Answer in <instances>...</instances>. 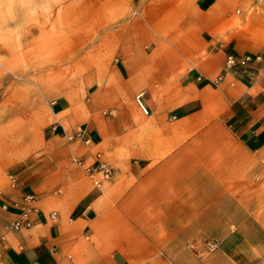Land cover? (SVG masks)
I'll list each match as a JSON object with an SVG mask.
<instances>
[{"label":"crops","instance_id":"0c3cea01","mask_svg":"<svg viewBox=\"0 0 264 264\" xmlns=\"http://www.w3.org/2000/svg\"><path fill=\"white\" fill-rule=\"evenodd\" d=\"M119 2L71 74L34 39L37 88L0 73V264H264V59L226 65L264 0Z\"/></svg>","mask_w":264,"mask_h":264},{"label":"rangeland","instance_id":"374dc122","mask_svg":"<svg viewBox=\"0 0 264 264\" xmlns=\"http://www.w3.org/2000/svg\"><path fill=\"white\" fill-rule=\"evenodd\" d=\"M119 3V0H0V43L7 41L9 44L0 51V60L3 61L0 62V73H9L10 78L36 89L39 83V58L30 56L28 49L31 45L25 44L34 39L42 44L48 58L54 52L55 57L60 59L59 66L65 73L71 74L72 56L94 55L95 48L88 47V35L94 31V24L100 26L99 30L96 28V40L103 41L104 8H108L112 21L119 22V11L114 10L120 7ZM68 8L77 10L70 18V15H64ZM41 19H44L47 30L43 40L39 39L40 32L36 29ZM36 47L37 44L31 47L34 56ZM101 50L102 47H97L95 55H102ZM58 55L68 56L61 58ZM50 66L54 64L49 63ZM23 76L26 77L25 81ZM223 134L227 136L230 133L225 131Z\"/></svg>","mask_w":264,"mask_h":264},{"label":"built area","instance_id":"2783aa9c","mask_svg":"<svg viewBox=\"0 0 264 264\" xmlns=\"http://www.w3.org/2000/svg\"><path fill=\"white\" fill-rule=\"evenodd\" d=\"M262 56L261 55H245L242 57H237L233 54H228L226 57V65L229 69H234V70H238V69H242L244 67H246L250 62L252 61H262ZM222 77L220 76L219 79H221ZM141 109L143 111V113H147V109H145L142 105ZM77 163L81 164L80 160L76 161ZM101 167V169L103 170L102 175L104 178H109L111 172L109 168H106L104 165H99ZM90 168V167H89ZM9 179L11 181V184L15 183L16 179L15 176L13 174H10ZM95 184H99V182L97 180H95ZM26 201L28 202H32L36 199V195L32 194V193H26L23 197ZM31 205L29 204V206L27 207L26 211L23 213V218L21 219H16L14 220V222L12 223L11 227L14 230H20V229H28L31 227V221L28 218V212L31 211Z\"/></svg>","mask_w":264,"mask_h":264}]
</instances>
